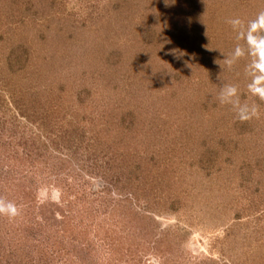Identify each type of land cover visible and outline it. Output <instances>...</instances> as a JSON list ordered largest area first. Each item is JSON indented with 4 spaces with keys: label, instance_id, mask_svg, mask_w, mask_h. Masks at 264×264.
I'll return each instance as SVG.
<instances>
[{
    "label": "rangeland",
    "instance_id": "rangeland-1",
    "mask_svg": "<svg viewBox=\"0 0 264 264\" xmlns=\"http://www.w3.org/2000/svg\"><path fill=\"white\" fill-rule=\"evenodd\" d=\"M264 0H0V264H264V103L223 64Z\"/></svg>",
    "mask_w": 264,
    "mask_h": 264
},
{
    "label": "clouds",
    "instance_id": "clouds-1",
    "mask_svg": "<svg viewBox=\"0 0 264 264\" xmlns=\"http://www.w3.org/2000/svg\"><path fill=\"white\" fill-rule=\"evenodd\" d=\"M236 33L237 43L234 50L223 58V64L231 69L241 59L247 58L246 75L249 78L247 92L253 102L241 101L236 85L225 84L219 89L217 100L222 106H229L239 122H247L259 115V105L264 103V11L245 25L239 18L227 21ZM20 214L18 206L11 201L0 198V217L14 219Z\"/></svg>",
    "mask_w": 264,
    "mask_h": 264
}]
</instances>
